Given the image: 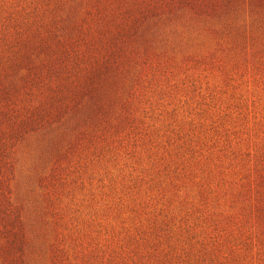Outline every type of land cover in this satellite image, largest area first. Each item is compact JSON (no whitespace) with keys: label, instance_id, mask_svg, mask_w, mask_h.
Wrapping results in <instances>:
<instances>
[{"label":"rangeland","instance_id":"374dc122","mask_svg":"<svg viewBox=\"0 0 264 264\" xmlns=\"http://www.w3.org/2000/svg\"><path fill=\"white\" fill-rule=\"evenodd\" d=\"M0 264H264V0H0Z\"/></svg>","mask_w":264,"mask_h":264}]
</instances>
